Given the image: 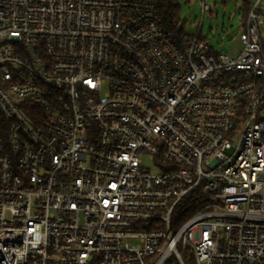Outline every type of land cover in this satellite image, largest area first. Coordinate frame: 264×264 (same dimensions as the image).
Listing matches in <instances>:
<instances>
[{
    "label": "built area",
    "instance_id": "obj_1",
    "mask_svg": "<svg viewBox=\"0 0 264 264\" xmlns=\"http://www.w3.org/2000/svg\"><path fill=\"white\" fill-rule=\"evenodd\" d=\"M192 1L0 0V264H264V0Z\"/></svg>",
    "mask_w": 264,
    "mask_h": 264
},
{
    "label": "rangeland",
    "instance_id": "obj_2",
    "mask_svg": "<svg viewBox=\"0 0 264 264\" xmlns=\"http://www.w3.org/2000/svg\"><path fill=\"white\" fill-rule=\"evenodd\" d=\"M211 11L204 14L201 36L216 52L235 56L242 48L240 41L245 22L240 0H207ZM213 1H216L213 3ZM201 21L200 5L197 1L180 0L179 16L176 23L187 33H193Z\"/></svg>",
    "mask_w": 264,
    "mask_h": 264
},
{
    "label": "trees",
    "instance_id": "obj_3",
    "mask_svg": "<svg viewBox=\"0 0 264 264\" xmlns=\"http://www.w3.org/2000/svg\"><path fill=\"white\" fill-rule=\"evenodd\" d=\"M174 0H162L159 10L166 28L178 33L176 28V21L179 16V7L173 5Z\"/></svg>",
    "mask_w": 264,
    "mask_h": 264
}]
</instances>
